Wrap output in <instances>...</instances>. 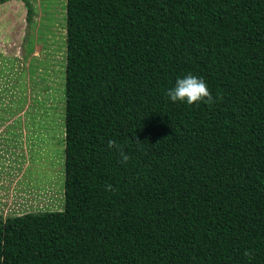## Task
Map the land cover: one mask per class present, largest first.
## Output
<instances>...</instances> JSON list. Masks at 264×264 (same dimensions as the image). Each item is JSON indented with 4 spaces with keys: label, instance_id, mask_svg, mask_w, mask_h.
Segmentation results:
<instances>
[{
    "label": "trees",
    "instance_id": "16d2710c",
    "mask_svg": "<svg viewBox=\"0 0 264 264\" xmlns=\"http://www.w3.org/2000/svg\"><path fill=\"white\" fill-rule=\"evenodd\" d=\"M65 10L64 207L0 215V264H264V0Z\"/></svg>",
    "mask_w": 264,
    "mask_h": 264
},
{
    "label": "rangeland",
    "instance_id": "374dc122",
    "mask_svg": "<svg viewBox=\"0 0 264 264\" xmlns=\"http://www.w3.org/2000/svg\"><path fill=\"white\" fill-rule=\"evenodd\" d=\"M28 1L31 21L23 2L0 1L3 218L64 207L66 0Z\"/></svg>",
    "mask_w": 264,
    "mask_h": 264
},
{
    "label": "clouds",
    "instance_id": "9594fccd",
    "mask_svg": "<svg viewBox=\"0 0 264 264\" xmlns=\"http://www.w3.org/2000/svg\"><path fill=\"white\" fill-rule=\"evenodd\" d=\"M171 102H186L188 105H192L197 102H205L211 104L214 102L212 94L209 92L204 79L201 77L188 74L182 78H177L175 86L169 89L166 93ZM139 142V141H137ZM107 147L118 152L121 163L126 164L130 157L123 150L121 145H118L115 140H109ZM107 188H111L110 185H106ZM245 255H249L245 252Z\"/></svg>",
    "mask_w": 264,
    "mask_h": 264
}]
</instances>
